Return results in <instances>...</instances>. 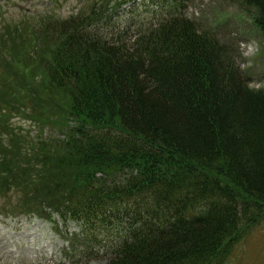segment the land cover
<instances>
[{"label":"trees","instance_id":"1","mask_svg":"<svg viewBox=\"0 0 264 264\" xmlns=\"http://www.w3.org/2000/svg\"><path fill=\"white\" fill-rule=\"evenodd\" d=\"M232 1L255 10L264 38V0ZM186 2L144 0L163 17L131 36L136 22L123 31L116 16L137 0H84L79 14L43 18L42 52L30 29L26 49L6 48L0 61H18L10 66L31 91L15 85L0 101V126L23 99L31 118L16 115L43 135L23 145L6 131L0 193L19 202L2 214L49 212L94 247L112 237L108 264L225 261L244 222L264 212V90L250 87L227 44L183 13ZM3 82L0 99L12 87ZM60 122L64 138L44 137ZM224 169L250 203L211 178Z\"/></svg>","mask_w":264,"mask_h":264},{"label":"rangeland","instance_id":"2","mask_svg":"<svg viewBox=\"0 0 264 264\" xmlns=\"http://www.w3.org/2000/svg\"><path fill=\"white\" fill-rule=\"evenodd\" d=\"M137 1L140 3L138 8H131V5L126 3L121 7L118 15L116 14V21L123 31H126L133 21L136 22L128 29L131 36L138 31L140 25L156 23L163 17L155 13L154 5L145 6L144 0ZM85 5L84 0H0V57L2 56L0 60L5 59L6 48L12 51L18 50L15 47L18 45L26 49L29 35L25 36L27 31L24 32V29H30L31 33L35 32L39 41V50L42 52L44 47L50 44L47 39L42 41L40 36V24L43 18L53 16L60 20L67 19L79 14L86 7ZM183 13L189 19L196 21L201 31L212 32L220 41L227 44L233 54L235 66L246 75L250 87L258 91L264 90V38L255 22V10L232 0H187L186 10ZM13 62L18 61L10 58L8 62L0 61V81H2L0 88L3 87V80L12 83V87L8 88L9 95L5 99H0L2 103L12 99L15 85L20 89H27L29 86L23 74L16 73L10 66ZM40 83L41 78L37 76L35 84L40 85ZM27 91L31 90L27 89ZM33 92L39 97L40 89L39 91L33 89ZM22 101V103H12L14 107L7 115L10 118L6 120L8 122L6 129L0 126V159L6 153L2 147L7 150L6 148L11 146L6 131L16 130L20 138L24 139L23 145L30 143L29 139L32 136L37 138L43 135L38 127H34V123L16 115L15 111L18 110L31 118V107L24 103L23 99ZM57 125H60L57 130L49 128V125L44 127V137L64 138L59 132L64 124L60 122ZM71 127H75L74 122L71 123ZM18 148L21 152L25 150L21 145ZM189 166L192 168L191 165ZM228 173L227 169L221 171V175L212 171L211 178L218 180L224 187L234 189L242 204L250 203V200L236 189ZM123 177L120 175L117 178ZM7 194L0 193V264H108L112 237H103L104 242L99 247H94L85 243L84 232L79 226L70 222L66 225L65 220L57 215H49V212L43 217H36L33 214L16 215L17 217L3 215L1 213L3 207H12L19 202L11 195L6 197ZM257 214L253 215L255 225L244 222L237 238L228 245L229 253L225 261L222 262L219 258L214 264H264V212L259 210Z\"/></svg>","mask_w":264,"mask_h":264}]
</instances>
